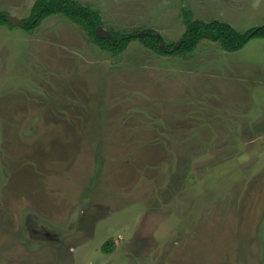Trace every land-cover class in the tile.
<instances>
[{
	"label": "rangeland",
	"instance_id": "1",
	"mask_svg": "<svg viewBox=\"0 0 264 264\" xmlns=\"http://www.w3.org/2000/svg\"><path fill=\"white\" fill-rule=\"evenodd\" d=\"M74 1L165 48L183 11L264 25V0ZM35 30H0V264H264V39L113 56L62 16Z\"/></svg>",
	"mask_w": 264,
	"mask_h": 264
},
{
	"label": "trees",
	"instance_id": "2",
	"mask_svg": "<svg viewBox=\"0 0 264 264\" xmlns=\"http://www.w3.org/2000/svg\"><path fill=\"white\" fill-rule=\"evenodd\" d=\"M54 15H62L80 27L95 45L113 56L122 53L133 40L132 36H121L116 33H110L113 37L112 41L97 38L94 31L98 26H102L99 13L74 0H35L28 17L22 19L23 29L30 32L36 29L44 19ZM6 17L7 14L0 12V26H11L7 23ZM182 18L185 31L175 51L163 52L160 48L163 41L155 38L152 32L143 35L139 40L156 54L181 55L191 53L201 42L217 44L221 50L234 53L243 49L252 38L264 39V25L239 33L230 25L216 20L209 22L191 20L190 13L186 11L182 12ZM172 47L173 45L168 46L166 50L170 51Z\"/></svg>",
	"mask_w": 264,
	"mask_h": 264
},
{
	"label": "crops",
	"instance_id": "3",
	"mask_svg": "<svg viewBox=\"0 0 264 264\" xmlns=\"http://www.w3.org/2000/svg\"><path fill=\"white\" fill-rule=\"evenodd\" d=\"M35 2V0H29L28 3L24 4V6H18L17 2H15L14 0H0V12L2 13H7V15L13 16L15 18H18L20 20H22L23 18H26L31 10V7L33 5V3ZM98 12V10H97ZM25 14V16H23L22 14ZM99 13V12H98ZM56 16V15H54ZM58 16H62V15H58ZM63 17V16H62ZM49 18V17H48ZM65 18V17H63ZM47 19V18H46ZM44 19L40 25L36 28V30L41 27L44 23V21L46 20ZM66 19V18H65ZM67 20V19H66ZM70 22V21H69ZM71 23V22H70ZM73 24V23H72ZM75 25V24H73ZM76 27H78L77 25H75ZM13 27V26H12ZM20 28V27H19ZM80 28V27H79ZM4 29V26H0V30ZM81 29V28H80ZM35 30V29H34ZM35 30V31H36ZM82 30V29H81ZM31 32V31H30ZM34 31L32 30V33ZM242 50V49H241ZM237 53V52H235ZM253 128L257 129L256 126H254ZM247 130H250L249 128Z\"/></svg>",
	"mask_w": 264,
	"mask_h": 264
},
{
	"label": "water",
	"instance_id": "4",
	"mask_svg": "<svg viewBox=\"0 0 264 264\" xmlns=\"http://www.w3.org/2000/svg\"><path fill=\"white\" fill-rule=\"evenodd\" d=\"M6 21L8 24H10L11 26H14V27H20V28H23L24 24L22 22V20L18 19V18H15L13 16H10V15H7L6 17ZM145 33L143 32H139L135 35H132L133 38H139L141 36H143ZM94 35L99 38V39H107V40H110L112 41L113 37L112 35L110 34V32L104 30L101 26H98L95 31H94ZM155 38L157 39H161L160 35L159 34H154L153 35ZM180 45V42H178L176 45H174L172 47V49L170 51H167L165 46H164V43L162 42L161 45H160V48L163 52H173L175 51Z\"/></svg>",
	"mask_w": 264,
	"mask_h": 264
}]
</instances>
